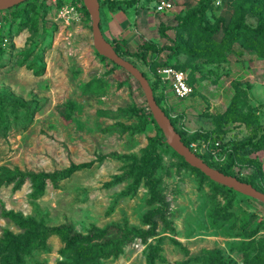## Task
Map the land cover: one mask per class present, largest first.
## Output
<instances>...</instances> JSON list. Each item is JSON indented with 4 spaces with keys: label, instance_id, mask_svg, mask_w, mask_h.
Segmentation results:
<instances>
[{
    "label": "rangeland",
    "instance_id": "374dc122",
    "mask_svg": "<svg viewBox=\"0 0 264 264\" xmlns=\"http://www.w3.org/2000/svg\"><path fill=\"white\" fill-rule=\"evenodd\" d=\"M107 1L118 9L109 11ZM128 1L97 0L104 39L123 40L130 54L141 42H176L180 50L171 58L168 51L147 53L143 62L119 55L144 73L194 153L264 193V147L235 150L263 132L264 45L246 36L227 43L220 31L206 36L195 21L175 27L198 0H166L170 9L161 14L153 13L160 0ZM206 1L203 25L264 24V0ZM163 67L186 73L189 96H172L157 74ZM146 114L134 79L93 50L82 0H29L0 11L1 182L14 169L52 173L92 163L46 181L40 193L27 180L17 190L0 185V250L5 232L66 224L81 236L101 232L81 246L105 240L112 251L117 245L116 256L77 260L50 235L30 241L16 264H146L153 248L155 264H264V205L209 183L165 139L150 147L160 134ZM5 212L29 220L18 224ZM150 224L155 234L145 242L122 234Z\"/></svg>",
    "mask_w": 264,
    "mask_h": 264
},
{
    "label": "trees",
    "instance_id": "16d2710c",
    "mask_svg": "<svg viewBox=\"0 0 264 264\" xmlns=\"http://www.w3.org/2000/svg\"><path fill=\"white\" fill-rule=\"evenodd\" d=\"M29 0H25L21 4L5 10V11H15L17 7L22 5L23 3H27ZM126 6H131L133 3H135V0H130L128 2H123ZM118 2H105L106 8L109 11H113L117 8ZM207 8V1L206 0H198L197 5L195 8L190 9L188 12H186L183 16L176 18V24L175 27H178V29L186 27L192 22H196L198 29L206 36H212L219 31L223 33V37L226 40L227 43H236L240 42L241 39L246 36L247 38H251L262 45H264V24H258L255 27H250L245 25L242 21L239 23L233 24L229 29L223 27L222 20L218 19L216 20L212 25H203V17L205 10ZM99 29L101 32V24L99 20ZM162 31V30H161ZM107 41V40H106ZM109 42V41H107ZM109 44L112 46L113 50L119 55V52H121L124 55H132L140 62H143L146 59L147 53H153V54H159L163 51H168L169 54H167V58L173 57L175 54H177L180 50L179 45L176 42H171V46L169 47H157L153 44H150L148 42H141L137 45L136 51L133 54H130L125 47V42L123 40H112L109 42ZM264 51V49L261 48L259 51V54H261ZM120 56V55H119ZM102 60H105L102 57H99ZM133 65V64H132ZM134 66V65H133ZM175 69V68H174ZM180 70V69H177ZM182 71V70H181ZM142 73V72H141ZM37 75V74H36ZM142 75L145 77L144 73ZM146 78V77H145ZM147 80V79H146ZM150 86V85H149ZM151 88V87H150ZM152 94L153 89L151 88ZM154 96V94H153ZM154 100L156 104H158L157 99L154 96ZM159 106V105H158ZM160 107V106H159ZM161 110L166 115L164 109L161 108ZM167 116V115H166ZM147 123L152 125V127L159 132L160 136L156 139L150 140L149 146L152 147L154 143L160 142L164 143V138L161 135L160 131L156 127L149 111L147 110V114L144 116ZM168 117V116H167ZM169 119V117H168ZM171 125L174 128V131L180 136V140L191 152L190 143L188 140H185L182 138V134L179 133L174 125L173 122L169 119ZM244 147H247L250 150H258L264 147V128L262 134L259 135V137L255 141L245 140L241 142L237 149H242ZM194 153V152H193ZM202 162H204L206 165L210 167V165L199 155L194 153ZM109 157L115 158L116 156L113 154H110ZM179 157V156H178ZM103 157H100L99 160H101ZM180 158V157H179ZM181 159V158H180ZM182 160V159H181ZM183 162V160H182ZM184 163V162H183ZM185 164V163H184ZM92 165V163H81L77 165L69 164L66 168L53 171L52 173H23L18 171L17 169H14V174L9 177L7 180L1 182L0 185H9L11 184L13 190H17L20 188V186L27 180L33 191L36 193H40L43 191L45 182L49 181L50 183H54L56 180L60 179H66L73 173L89 168ZM186 165V164H185ZM196 173H198L202 178L206 179L209 183L217 186L222 187L226 189L229 192H232V190L227 189L223 186H220L218 184H215L211 181H209L206 177H204L200 172L197 170L190 168ZM217 171L221 172L224 175L232 176L235 179H237L240 182L247 183L251 185L253 188V184L249 181H241L235 176L228 174L224 171L223 168H215ZM256 189V188H255ZM257 190V189H256ZM258 191V190H257ZM260 192V191H259ZM3 215L7 218L14 219L19 223H27L29 219H24L18 214H14L12 212H5ZM123 236H133L135 238H138L141 242H145L146 239L153 237L154 227L152 224H150L149 228L145 231H140L136 229H127L122 231ZM54 235L58 237V239L63 243V250L70 252L74 258L77 260L81 259H88V258H102V257H108L109 255L116 256L118 252V247L111 246L114 250L112 251L109 246L110 244L107 243V241H102L101 244L98 246L93 245H87V246H81L84 243L90 242L94 237H99L101 235V232L98 234H91L88 236H81L80 234L76 233L69 225L62 224L50 228H46L45 230H41V232H36L34 230H29L28 232H25L22 235H13L9 232L4 233L3 240L1 241V244L3 245L2 249L0 250L1 258H0V264H16L19 260V254L21 252H24L27 248V245L32 240H38L41 239L42 241L46 239L47 236ZM153 254H150L146 256V264H155L154 262V253L156 252L157 248H153ZM214 252H210L209 254H212ZM218 260V259H217ZM215 260V261H217ZM245 264H250V261H244ZM206 264H211V261L206 262ZM216 264V263H215ZM217 264H223L222 262H217Z\"/></svg>",
    "mask_w": 264,
    "mask_h": 264
},
{
    "label": "water",
    "instance_id": "95a60500",
    "mask_svg": "<svg viewBox=\"0 0 264 264\" xmlns=\"http://www.w3.org/2000/svg\"><path fill=\"white\" fill-rule=\"evenodd\" d=\"M25 0H0V11L11 9ZM90 20L91 44L95 53L111 62L114 66L125 71L138 84L147 110L149 111L156 127L169 145L170 149L179 156L183 162L200 172L209 181L230 189L245 197L257 200L264 205V193L257 191L251 185L238 181L232 176L224 175L206 165L193 152H191L180 140V136L174 131L168 117L156 104L148 81L142 73L130 62L119 56L107 42L99 29V9L97 0H82Z\"/></svg>",
    "mask_w": 264,
    "mask_h": 264
},
{
    "label": "built area",
    "instance_id": "2783aa9c",
    "mask_svg": "<svg viewBox=\"0 0 264 264\" xmlns=\"http://www.w3.org/2000/svg\"><path fill=\"white\" fill-rule=\"evenodd\" d=\"M170 9V4L166 0L158 1L153 8L154 14H161ZM160 80L166 83L172 96L183 99L190 95L191 88L187 83L186 73L171 67H163L157 71Z\"/></svg>",
    "mask_w": 264,
    "mask_h": 264
},
{
    "label": "crops",
    "instance_id": "0c3cea01",
    "mask_svg": "<svg viewBox=\"0 0 264 264\" xmlns=\"http://www.w3.org/2000/svg\"><path fill=\"white\" fill-rule=\"evenodd\" d=\"M105 40H107V39H105Z\"/></svg>",
    "mask_w": 264,
    "mask_h": 264
}]
</instances>
